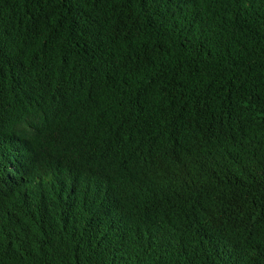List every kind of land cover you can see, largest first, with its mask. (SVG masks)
I'll use <instances>...</instances> for the list:
<instances>
[{
    "label": "trees",
    "instance_id": "trees-1",
    "mask_svg": "<svg viewBox=\"0 0 264 264\" xmlns=\"http://www.w3.org/2000/svg\"><path fill=\"white\" fill-rule=\"evenodd\" d=\"M0 264H264V0H0Z\"/></svg>",
    "mask_w": 264,
    "mask_h": 264
}]
</instances>
